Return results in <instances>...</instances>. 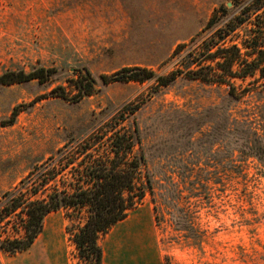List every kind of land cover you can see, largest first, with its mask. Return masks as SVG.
<instances>
[{"label": "rangeland", "instance_id": "1", "mask_svg": "<svg viewBox=\"0 0 264 264\" xmlns=\"http://www.w3.org/2000/svg\"><path fill=\"white\" fill-rule=\"evenodd\" d=\"M220 5L229 8L226 19L235 14L232 0H0V73L55 70L45 81L0 85V119L21 106L14 124H0V199L30 171L47 168L67 142L135 109L155 196L147 193L120 224L146 226L162 264H264V166L236 154L221 157L217 144L204 149L207 135L191 131L205 121L203 130L211 126L215 111L208 107L222 101L226 86L185 73L168 86L154 78L100 79L129 65L158 74L183 68L184 57L214 33L207 22ZM250 26L240 25L227 42L240 40ZM85 68L97 78L95 93L80 100L58 96L60 86L73 94L70 79ZM255 99L233 111L252 107ZM68 170L57 177L59 185L72 180ZM172 178L190 230L178 229L174 209L164 203L176 196ZM68 214L49 213L29 249L14 255L0 249V264H35L44 248L60 245L71 264H87L67 232L77 214Z\"/></svg>", "mask_w": 264, "mask_h": 264}, {"label": "trees", "instance_id": "2", "mask_svg": "<svg viewBox=\"0 0 264 264\" xmlns=\"http://www.w3.org/2000/svg\"><path fill=\"white\" fill-rule=\"evenodd\" d=\"M232 2L235 14L229 19H226L229 8L223 5L211 15L207 28L215 31L184 57V69L158 74L146 66L129 65L112 74H102L100 79L143 82L154 78L160 86H168L185 73L208 85L226 86L222 101L208 107L215 111L213 119L207 120L211 126L203 130L206 121L197 124L192 134L207 135L203 148L211 149L217 144L221 157L224 153L236 154L254 158L264 166V0ZM244 23L251 25L246 35L239 37L238 32L240 40L231 39L228 43V37ZM180 50L181 45L176 52ZM53 73V68L44 66L29 71L7 70L0 73V85L33 79L45 81ZM236 79L250 80L241 86ZM70 84L71 96L62 86L56 90L57 95L80 100L95 93L97 78L85 68L75 72ZM252 98L258 102L247 107ZM241 103L247 106L234 112ZM20 107L16 105L8 118L0 119V124H14ZM134 114L135 109L125 112L120 122H103L90 134L73 138L47 168L30 171L18 186L1 195L0 228L5 233L0 234L2 251L16 254L29 249L42 233L47 215L65 209L70 218L77 214L78 222L68 226L67 232L79 258L87 264H102L100 237L125 219L147 193L155 196V180L147 170L142 128ZM180 162L184 163L183 159ZM69 168L73 169L72 180L59 185L57 177L61 178ZM171 181L176 195L178 183L173 178ZM170 197L168 204L164 203L174 209L170 212L173 222L179 230L192 229L178 204V196Z\"/></svg>", "mask_w": 264, "mask_h": 264}, {"label": "crops", "instance_id": "3", "mask_svg": "<svg viewBox=\"0 0 264 264\" xmlns=\"http://www.w3.org/2000/svg\"><path fill=\"white\" fill-rule=\"evenodd\" d=\"M135 228L119 221L100 237L102 264H162L155 244L151 242L150 230L141 224L139 229ZM64 248L62 245L54 249L47 246L39 253L35 264H71L65 259Z\"/></svg>", "mask_w": 264, "mask_h": 264}]
</instances>
